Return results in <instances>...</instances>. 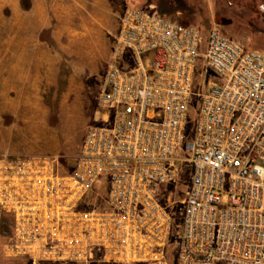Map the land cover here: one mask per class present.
<instances>
[{
	"label": "built area",
	"instance_id": "built-area-1",
	"mask_svg": "<svg viewBox=\"0 0 264 264\" xmlns=\"http://www.w3.org/2000/svg\"><path fill=\"white\" fill-rule=\"evenodd\" d=\"M95 101L73 157L0 154V264H264L263 51L130 5Z\"/></svg>",
	"mask_w": 264,
	"mask_h": 264
},
{
	"label": "rangeland",
	"instance_id": "rangeland-1",
	"mask_svg": "<svg viewBox=\"0 0 264 264\" xmlns=\"http://www.w3.org/2000/svg\"><path fill=\"white\" fill-rule=\"evenodd\" d=\"M185 1L189 23L217 24L246 47L264 52V0ZM146 3L82 0L72 15L41 31L50 65L43 63L34 90L0 99V154L75 155L87 127L100 121L95 99L121 16L128 6Z\"/></svg>",
	"mask_w": 264,
	"mask_h": 264
},
{
	"label": "crops",
	"instance_id": "crops-1",
	"mask_svg": "<svg viewBox=\"0 0 264 264\" xmlns=\"http://www.w3.org/2000/svg\"><path fill=\"white\" fill-rule=\"evenodd\" d=\"M81 1L0 0V99L10 98L7 95L11 92L18 98L19 95H25L24 89L32 91L41 83L43 63L48 67L51 62L50 50L42 45L41 31L49 28L51 22L72 15ZM160 1L149 0V3L140 7L182 24L190 22L188 7L186 10L179 9L177 0H172L169 9L175 12L168 15V11L160 12ZM173 16L177 18L173 19ZM200 28L206 31L209 26Z\"/></svg>",
	"mask_w": 264,
	"mask_h": 264
},
{
	"label": "trees",
	"instance_id": "trees-1",
	"mask_svg": "<svg viewBox=\"0 0 264 264\" xmlns=\"http://www.w3.org/2000/svg\"><path fill=\"white\" fill-rule=\"evenodd\" d=\"M171 3H172V0H161L159 3L160 12L161 13H167V11H168V13H167L168 15H173L175 10H173L172 8H171V10L169 9ZM178 4H179V9L186 10V3L183 0H177L176 5H178ZM165 9H167V10H165ZM183 23H188V22H183Z\"/></svg>",
	"mask_w": 264,
	"mask_h": 264
}]
</instances>
